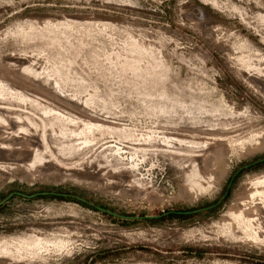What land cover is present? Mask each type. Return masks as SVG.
<instances>
[{"label": "rangeland", "instance_id": "1", "mask_svg": "<svg viewBox=\"0 0 264 264\" xmlns=\"http://www.w3.org/2000/svg\"><path fill=\"white\" fill-rule=\"evenodd\" d=\"M264 0H0V264H264Z\"/></svg>", "mask_w": 264, "mask_h": 264}, {"label": "water", "instance_id": "2", "mask_svg": "<svg viewBox=\"0 0 264 264\" xmlns=\"http://www.w3.org/2000/svg\"><path fill=\"white\" fill-rule=\"evenodd\" d=\"M264 163V159H261L260 161L256 162V163H253L251 165H246L244 167H242L238 173L236 175H239L241 172L245 171V170H249L251 169L252 167L254 166H257V165H260V164H263ZM234 180V179H233ZM233 180L231 181L229 187H228V190L226 192V194L224 195V197L218 202L216 203L215 205H212L210 207H206V208H203V209H198V210H194V211H185V212H169L165 215H161V216H143V217H131V216H124V215H120V214H116L112 211H109L107 209H104V208H101V207H98V206H95L93 205L92 203L88 202L87 200H85L84 198H81V197H78V196H72V195H68V194H61V193H51V192H43V193H36V194H33V195H27V194H24V193H20V192H15V193H12L10 194L6 199H4L1 203H0V208L6 203L8 202L10 199H12L13 197H22V198H25V199H34V198H37V197H41V196H56V197H62V198H71V199H76L77 201H80L82 203H85L91 207H94L95 209H97L98 211L102 212V213H105L107 215H110V216H113L115 218H118V219H121V220H124V221H144V220H156V219H160V218H164L166 216H169V215H177V216H188V215H193V214H199V213H202V212H206V211H210V210H213L215 208H217L218 206H220L223 201L228 197V194H229V190L233 184Z\"/></svg>", "mask_w": 264, "mask_h": 264}]
</instances>
